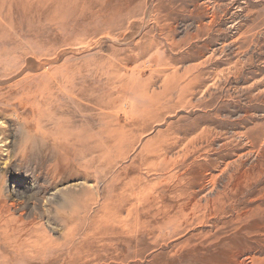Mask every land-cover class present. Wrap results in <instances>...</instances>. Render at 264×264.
I'll return each mask as SVG.
<instances>
[{
  "label": "rangeland",
  "instance_id": "obj_1",
  "mask_svg": "<svg viewBox=\"0 0 264 264\" xmlns=\"http://www.w3.org/2000/svg\"><path fill=\"white\" fill-rule=\"evenodd\" d=\"M28 1L41 37L0 42V264H264V0H0V25Z\"/></svg>",
  "mask_w": 264,
  "mask_h": 264
},
{
  "label": "bare ground",
  "instance_id": "obj_2",
  "mask_svg": "<svg viewBox=\"0 0 264 264\" xmlns=\"http://www.w3.org/2000/svg\"><path fill=\"white\" fill-rule=\"evenodd\" d=\"M19 0H16V2H18ZM25 1V0H24ZM24 3V2H23ZM41 2H34V1H28L24 4H17L15 9H14V13L10 16V18H8L9 22L4 23L3 25H0V42L6 41L8 42V39H11L14 33H18V39L20 40V42H25V41H31V39H38L39 37H41V30L38 28V23L39 20H36V16L32 17L33 15H35V13L38 11L39 8V4ZM11 4V3H10ZM1 5V4H0ZM8 6V4L6 5ZM3 8V7H2ZM9 8H11L9 6ZM7 9V8H6ZM5 9V10H6ZM44 9V8H43ZM48 9V8H47ZM9 10V9H8ZM44 11V10H43ZM49 11V10H48ZM6 12V11H5ZM7 13V12H6ZM10 13V12H9ZM39 14V13H38ZM42 20V19H41ZM46 27V26H45ZM47 30V29H46ZM42 37L44 38V36L42 35ZM42 39V38H41ZM16 40V39H15ZM19 42V41H18ZM40 42V41H39ZM14 43V42H13ZM30 43V42H29ZM5 44V43H4ZM3 44V45H4ZM7 44V43H6ZM11 44V43H10ZM47 47V46H46ZM4 48V47H3ZM26 48V46H25ZM37 50V48L35 49ZM34 51V49H33ZM32 56V55H31ZM38 57V56H37ZM6 64V63H5ZM14 69V68H13ZM2 74V73H1ZM14 73H9V74H4L2 77H12ZM1 78V76H0ZM17 78H14L12 80L11 85H9L6 88L0 89V105L1 104H5L7 106H9L12 101L10 99H16V98H12L13 93L15 91L16 88L19 87V83L17 80H15ZM46 80V79H45ZM2 81V80H1ZM35 86V84H34ZM38 89V88H37ZM31 90V89H30ZM2 91H4V93H1ZM42 90H40L41 92ZM34 92V91H33ZM21 93V92H20ZM37 93V92H36ZM19 94V92H18ZM17 94V95H18ZM23 95H25V91L22 92ZM39 94V93H38ZM44 94V93H43ZM39 97V95H38ZM41 97V96H40ZM41 99V98H40ZM39 99H36V96L33 94H26V98L24 99V101L22 102H29L31 101L32 103H34L36 105L37 101ZM61 100V99H60ZM17 101V100H14ZM45 103L47 106L51 107L52 106V93L51 92H47L45 99H44ZM55 102V101H54ZM26 105V103H22V105ZM33 104V105H34ZM15 106V105H14ZM83 107V106H82ZM84 108V107H83ZM88 108V107H87ZM30 109V107H29ZM5 110V109H4ZM32 111V110H31ZM88 112V111H87ZM37 113V112H36ZM61 113V112H59ZM100 113V112H99ZM97 116V115H96ZM30 117V116H29ZM36 118V117H35ZM39 118V117H38ZM48 118V117H47ZM52 118V117H51ZM94 118V116H93ZM42 119V118H41ZM53 119V118H52ZM73 120V119H72ZM45 121V120H43ZM92 122V121H91ZM35 123V122H34ZM51 123V121H50ZM56 126V125H55ZM88 126V125H87ZM77 129V128H76ZM53 133V132H52ZM76 134V132H75ZM73 135V134H71ZM85 138V137H84ZM78 140V139H77ZM88 140V139H87ZM76 141V139H75ZM97 141V140H96ZM5 139L4 136H2L0 134V143L4 144ZM81 143V142H80ZM59 144V143H58ZM82 146L84 147L83 153H89L87 148H91L89 146V144L87 145L84 141L81 143ZM76 146V145H75ZM79 146V144H78ZM61 147V146H60ZM81 147V146H80ZM100 144L95 142L93 143V147L92 150L96 151L97 148L99 149ZM29 148V147H27ZM66 149V147H65ZM93 152V151H92ZM150 152V151H149ZM82 153V154H83ZM12 152L9 154V159L12 156ZM142 154V153H141ZM90 156V159L88 158ZM89 156H87V154H85V157H80L78 158V160L80 161V163H78L80 169H74L72 170L73 166H69V162L67 163L68 158H64L65 161H60L57 164H52V180L54 181H59L62 180L66 177H68V175H70V172H74L75 175H79L81 173H93V171L95 170H99L102 168V166L104 165V161L105 159L103 157H101L99 154H97L96 156H91V154H89ZM48 157V156H47ZM63 157V156H62ZM161 158V157H159ZM48 159V158H46ZM64 164H63V163ZM157 162V161H156ZM153 165V164H152ZM63 167V168H62ZM149 167V166H148ZM130 168V167H129ZM157 168V167H156ZM61 169V170H60ZM63 169V170H62ZM121 170V169H120ZM128 170V169H127ZM148 170V169H147ZM164 170V169H163ZM124 172V171H123ZM50 173V172H49ZM101 177L103 178L104 175H101ZM115 178V177H114ZM105 182V181H104ZM56 184V183H55ZM116 186V184H114ZM113 185V186H114ZM118 185V184H117ZM108 186V185H107ZM15 187V186H14ZM13 187V190H11L10 188H7V186H5V184H3L2 188L7 189V193L8 196L7 198L10 199H14L13 203L11 204L14 207H17L18 205L20 206L21 203L19 202V200L21 199V196H19L17 194V192L15 191V188ZM118 187V186H117ZM100 188V187H99ZM98 188V185H95V189L97 191V194H99L100 189ZM116 188V187H114ZM57 189V188H56ZM87 190V189H86ZM89 190V189H88ZM114 190V189H113ZM112 190V191H113ZM2 191V190H1ZM117 191V189H116ZM3 192H0V205L1 203H3V199H2V194ZM107 193V192H106ZM86 194V193H85ZM54 195V194H53ZM54 197V196H53ZM80 197V196H78ZM89 197V196H88ZM84 198V197H83ZM23 199V198H22ZM26 199V198H25ZM84 200V199H83ZM100 200V199H99ZM12 201V200H10ZM87 202V200H85ZM23 202V201H22ZM84 202V201H83ZM98 203V202H97ZM24 205V204H23ZM22 206V205H21ZM18 208V207H17ZM72 262V261H71ZM74 264V263H73ZM78 264V263H77Z\"/></svg>",
  "mask_w": 264,
  "mask_h": 264
}]
</instances>
